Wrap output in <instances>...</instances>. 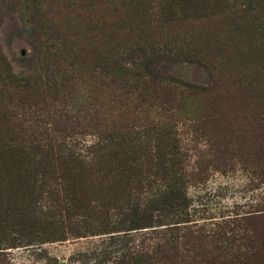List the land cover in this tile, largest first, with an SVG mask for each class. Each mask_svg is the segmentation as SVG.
<instances>
[{
	"label": "rangeland",
	"instance_id": "1",
	"mask_svg": "<svg viewBox=\"0 0 264 264\" xmlns=\"http://www.w3.org/2000/svg\"><path fill=\"white\" fill-rule=\"evenodd\" d=\"M132 2L0 0V77L11 74L30 85L0 91V145L30 144V148L0 152V177L6 175L12 182L8 190L0 191V219L10 224L3 234L12 239L11 244L1 245L5 251L1 258L15 264H111L116 252L137 246L152 251L163 241L165 223L179 218L171 216L172 208L151 204L143 210L146 219L142 227L123 230L126 227L114 229L113 224L107 231H96L101 228L96 229L95 224L103 216L95 218V210L105 201H123L128 208L138 196L131 187L138 183L135 177H144L143 167L125 169L117 182L110 174H95V168L71 169L64 158H56L61 151L37 153L31 147L64 142L84 149L107 130L113 114L107 75L111 25L114 14L127 13L126 26L140 28ZM217 18L197 21L195 16L185 20L188 27L204 24L203 29L196 28L204 41L202 63L165 57L158 59L156 68L163 76L198 85L220 83L215 94L184 106L195 114L200 109L204 126L196 142L186 124L180 123V144L186 149L182 170L188 171L196 161L205 168L200 183L185 181L186 209L196 210L191 219L205 232L216 228L222 216L250 215L245 238L249 242L254 239L251 251L261 263L264 96L247 82L264 78V33L239 24H221L213 29ZM148 25L144 32L157 36L155 22ZM57 59L65 70L63 80L61 77L54 88L48 89ZM132 112L129 106L123 113L129 119ZM128 151L130 157L142 153L133 145ZM34 180L36 189L42 191L33 192V184L25 182ZM49 181L53 187L39 186ZM49 203L53 213L39 215L36 209L45 211ZM74 212L80 215L72 216ZM118 215L110 220H117ZM197 250L202 264L219 263L220 258L214 261L221 251L213 243L198 244Z\"/></svg>",
	"mask_w": 264,
	"mask_h": 264
},
{
	"label": "trees",
	"instance_id": "2",
	"mask_svg": "<svg viewBox=\"0 0 264 264\" xmlns=\"http://www.w3.org/2000/svg\"><path fill=\"white\" fill-rule=\"evenodd\" d=\"M148 1L152 5L149 6ZM132 5L136 12L134 17L140 20L139 29L126 26L129 20L127 13L114 14L116 18H113L111 25L107 75L113 114L107 130L99 134L100 139L98 137L96 142L84 146V149L64 142L41 143L31 147L37 153L61 151L56 158H64L71 169L95 168V174H110L115 177L113 181L117 182H120L125 169L143 167L144 177H135L134 182L138 183L131 187L138 196L132 203H128V208L123 201L117 204L105 201L95 210V218L103 216L95 224L98 227L96 229L101 228L96 231H107V227L113 224L114 229L126 227L123 230L142 227V221L146 219L143 210H147L151 204L158 208L170 207L173 209L171 216L179 217L165 223L161 236L163 241L156 244L152 251L137 246L132 250L116 252L111 258V264H202L197 247L203 242L213 243L221 251L214 263L220 258L218 264H264L262 260L261 263L257 262L251 251L254 239L249 242L245 238L246 228L250 226V215L222 216L219 226L205 232L191 219L196 210L186 209L188 200L184 190L185 181L194 179L200 183L205 168L201 161H196L194 167L189 166V172L182 170L186 149L180 144L179 125L185 123L191 139L193 137L196 142L204 126L203 115L198 114L200 109L195 114L184 106L215 94L220 83L215 81L211 86L198 85L163 76L156 68L158 59L165 57H185L195 63H202L204 41L196 28L203 29L204 24L197 22V27H188L185 20L190 17L196 16L197 21H202L217 16L213 29L221 24H239L264 33V0H133ZM153 22L159 30L157 36L144 32L150 27L148 24ZM63 68L59 59L55 60L49 76L52 85L48 89L58 84L65 73ZM57 74L59 78L55 79ZM247 83L259 89L264 96V78L255 77ZM0 84L6 88H0L2 92H8L7 87L26 89L30 86L26 79L11 74L0 77ZM215 96H212V100ZM212 104L215 105V102ZM129 106L133 108L134 115L127 119L123 112ZM131 145L142 153L130 157L128 147ZM14 148H30V144H1L0 152ZM25 182L33 184V192L42 191L36 189L35 180ZM11 184L8 176L1 175V192H5V188L8 190ZM39 186L53 187L50 181ZM116 187L119 188L120 184ZM36 211L43 217L50 215L53 213L52 203L45 206V211L39 208ZM79 215L75 212L72 214ZM117 215L120 216L117 220H110V217L115 218ZM51 220L60 224L59 219ZM189 221L191 223L187 224ZM9 225L0 219V264H15L9 258H1L5 253L1 245L11 244L12 241L3 234Z\"/></svg>",
	"mask_w": 264,
	"mask_h": 264
}]
</instances>
